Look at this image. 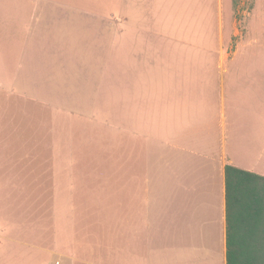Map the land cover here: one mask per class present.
Returning <instances> with one entry per match:
<instances>
[{
	"label": "crops",
	"instance_id": "1",
	"mask_svg": "<svg viewBox=\"0 0 264 264\" xmlns=\"http://www.w3.org/2000/svg\"><path fill=\"white\" fill-rule=\"evenodd\" d=\"M247 11L228 30L223 0L1 3L0 264H226L225 168L264 177V4ZM50 171L57 226L15 223V183ZM113 180L117 227L79 229L65 189Z\"/></svg>",
	"mask_w": 264,
	"mask_h": 264
},
{
	"label": "rangeland",
	"instance_id": "2",
	"mask_svg": "<svg viewBox=\"0 0 264 264\" xmlns=\"http://www.w3.org/2000/svg\"><path fill=\"white\" fill-rule=\"evenodd\" d=\"M5 0H0L1 3ZM13 1V0H11ZM264 4V0H223L224 4V29L227 27L229 30L231 26H229L230 18L232 17L238 19L239 16L244 18L243 14L248 12L247 10L251 9L255 4ZM15 4H17V0H15ZM1 19H5V13L2 12L0 14ZM241 19V20H242ZM235 21V20H234ZM236 27L239 28L238 20L235 22ZM233 36V35H232ZM240 36H242L243 42L247 40V37L244 34V30L240 29ZM111 36L103 35L104 41ZM228 40V39H226ZM17 44L14 46V53ZM10 58V55H9ZM8 58V62H9ZM16 59V57H15ZM85 68V66H84ZM2 69H6V55H0V71ZM117 79V77H115ZM82 126V125H80ZM93 127V134L98 136V134H102L101 132H97L96 126L91 125ZM87 133H89V129ZM105 136L107 132L103 133ZM77 137H83L82 131H77ZM23 142L17 139V143L15 146V152H17L20 145ZM48 146V145H47ZM78 158V157H77ZM79 162L83 161L84 157L78 158ZM45 162L48 165L53 163V157L47 156L45 157ZM15 163H21V159H16ZM112 164L116 163V157L111 160ZM116 170V166L111 170ZM47 171V170H46ZM19 173L15 172V176ZM29 175H33L35 173H27ZM111 178L116 179V172L110 173ZM111 182V187L107 188V198H103L101 196V188H93L86 189L85 187H76L72 189H65L68 193H72L74 202L71 204V210L73 213L77 214V227L79 229H85L87 227H107V228H116L117 227V211L118 204L116 198V187L115 180ZM14 216L15 223L17 220L22 218V224H26L27 221H34L37 217L36 215L39 213L40 223L42 217L45 221V227L48 229H53L57 226V213L61 207L58 200V196L56 191L58 188L56 187L53 172H45L44 177L42 173H39V180L29 181L24 183H15L14 186ZM87 192L90 193V199L88 201ZM106 201V202H105ZM70 205H67V210L69 211ZM33 224V223H32ZM84 238V237H81Z\"/></svg>",
	"mask_w": 264,
	"mask_h": 264
},
{
	"label": "trees",
	"instance_id": "3",
	"mask_svg": "<svg viewBox=\"0 0 264 264\" xmlns=\"http://www.w3.org/2000/svg\"><path fill=\"white\" fill-rule=\"evenodd\" d=\"M226 264H264V177L225 168Z\"/></svg>",
	"mask_w": 264,
	"mask_h": 264
}]
</instances>
